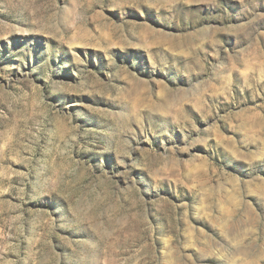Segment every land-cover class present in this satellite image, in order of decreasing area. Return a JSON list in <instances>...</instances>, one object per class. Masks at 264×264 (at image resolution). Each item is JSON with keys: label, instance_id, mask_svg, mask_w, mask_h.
Masks as SVG:
<instances>
[{"label": "rangeland", "instance_id": "1", "mask_svg": "<svg viewBox=\"0 0 264 264\" xmlns=\"http://www.w3.org/2000/svg\"><path fill=\"white\" fill-rule=\"evenodd\" d=\"M0 264H264V0H0Z\"/></svg>", "mask_w": 264, "mask_h": 264}]
</instances>
